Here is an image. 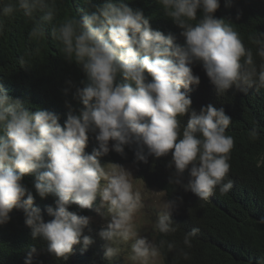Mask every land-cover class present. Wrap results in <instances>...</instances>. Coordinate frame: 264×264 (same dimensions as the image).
<instances>
[{"label":"clouds","instance_id":"1","mask_svg":"<svg viewBox=\"0 0 264 264\" xmlns=\"http://www.w3.org/2000/svg\"><path fill=\"white\" fill-rule=\"evenodd\" d=\"M158 2L181 29L182 44L173 34L154 30L128 0H104L82 18L62 16L65 0H0V35L18 16L30 23L27 40L33 46L18 56L20 68L34 66L50 37L63 59L78 65L87 78L83 87L67 81L83 107L73 114L66 101L70 110L63 126L58 114L32 111L27 100L11 96L0 83V226L10 221L13 209H21L33 240L46 241L47 252L57 259L66 261L75 245L86 250L94 244L85 234L92 217L69 207L92 209L98 197L103 211L97 212L107 220L98 233L107 264L120 259L123 264H164L169 253L190 259L187 250L198 227L185 232L182 242L167 239L180 230L173 213L183 198L167 199L166 190L149 189L120 164H102L110 151L123 154L126 146L137 145L135 160L143 163L171 153L169 184L202 200L217 186L222 193L233 187L231 180L224 182L235 143L226 130L233 120L211 103L199 112L193 109L189 92L201 81L191 66H202L217 96L233 88L245 94L264 88V33L251 35V46L246 44L233 21L215 15L220 0ZM44 25L50 26L47 34ZM185 115L186 126L178 119ZM90 132L98 148L87 154ZM258 137L253 128L250 138ZM26 175L35 176L40 198L55 197V209L47 208L51 220L45 222L34 206L33 192L23 183ZM36 251L31 247L25 264H32Z\"/></svg>","mask_w":264,"mask_h":264},{"label":"trees","instance_id":"2","mask_svg":"<svg viewBox=\"0 0 264 264\" xmlns=\"http://www.w3.org/2000/svg\"><path fill=\"white\" fill-rule=\"evenodd\" d=\"M103 2L65 0L61 6L62 16L73 13L82 18L94 10V5ZM128 3L144 12L154 30H160L166 35L173 34L177 44L184 42L180 35L181 29L165 15L158 0H128ZM238 13L240 19L236 20ZM215 15L233 21L249 46L251 35L264 33V0H220ZM29 28L30 23L18 16L8 24V31L0 35V83L11 96L27 100L32 111L40 108L58 114L63 126L70 110L66 101L71 104L73 114H78L83 107L74 98L75 87H69L67 81L83 87L81 81L87 78L78 65L63 59L50 37L49 41L43 43L39 57L34 58V66L29 69L20 68L16 62L18 56L33 46L27 40ZM44 28L46 34L50 32L49 25H44ZM191 67L201 81L198 86H191L189 92L193 109L199 112L202 106L211 103L217 108L223 107L233 120L226 130V134L232 136L235 143L230 154L229 174L224 181L231 180L233 187L222 193L217 186L209 199H199L191 191L169 184L174 171V168L168 167L171 153L160 158L149 156L148 162L143 163L135 160L137 145L126 146L123 154L110 151L101 158V163L132 164L138 177L148 187L166 190L167 199L183 198V203L173 213V219L180 224V230L167 239L182 242L184 233L193 227H198L200 232L192 242V249H186L190 251V259L184 260L175 253H169L164 264H264V88L257 90L253 87L246 94L233 88L217 96L202 66L194 64ZM66 88L69 89L67 95L64 92ZM188 118V115L178 117L184 126ZM253 128L259 132L257 139L250 138ZM88 135L85 152L90 154L98 148V142L95 133L90 132ZM187 175L186 171L185 182ZM34 182V175H26L23 179L24 185L33 192L34 206L41 209L47 222L52 219L47 214V208L55 209V197L40 198L33 187ZM98 203L99 197L92 209L81 210L73 204L69 211L91 216ZM10 216V221L0 226V264H25L33 246L37 251L32 254V264H107L103 258L104 247L96 238L93 222L85 229V234L94 239V244L86 250L75 245L73 253L65 261L48 253L47 242L43 239L33 240L21 209H13ZM156 238L161 237L157 235ZM116 264H119L118 260Z\"/></svg>","mask_w":264,"mask_h":264},{"label":"rangeland","instance_id":"3","mask_svg":"<svg viewBox=\"0 0 264 264\" xmlns=\"http://www.w3.org/2000/svg\"><path fill=\"white\" fill-rule=\"evenodd\" d=\"M120 165L125 167L126 169L130 170L135 178H139L138 175H137L136 168H135L134 165L129 164V163H122ZM148 188L151 189V190H154V191H161V190H159L157 188H150V187H148ZM100 204H101V202H100V199H99V203L97 204V207H96L94 213L90 217H92V222L95 225L96 238H97V240L100 243H102V245L104 247L105 241L99 237L98 233H99V231L101 230L102 227L106 226L107 220L105 218L101 217L98 214V212H97V209H100L101 211H103V209L100 208ZM118 261H119V264H123V260L122 259H120Z\"/></svg>","mask_w":264,"mask_h":264}]
</instances>
